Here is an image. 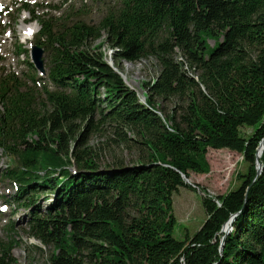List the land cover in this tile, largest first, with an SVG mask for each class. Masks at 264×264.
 <instances>
[{
    "label": "trees",
    "instance_id": "1",
    "mask_svg": "<svg viewBox=\"0 0 264 264\" xmlns=\"http://www.w3.org/2000/svg\"><path fill=\"white\" fill-rule=\"evenodd\" d=\"M64 1L31 19L45 77L0 73L2 177L31 237L52 247L48 264H264V0H92L104 7L96 25L71 5L56 17ZM150 57L159 71L141 103L118 73ZM103 126L109 144L138 149L134 163L101 172L88 142ZM208 149L240 154L247 171L227 195L204 194L202 227L177 240L172 194L209 172ZM16 245L0 243V264H15Z\"/></svg>",
    "mask_w": 264,
    "mask_h": 264
},
{
    "label": "rangeland",
    "instance_id": "2",
    "mask_svg": "<svg viewBox=\"0 0 264 264\" xmlns=\"http://www.w3.org/2000/svg\"><path fill=\"white\" fill-rule=\"evenodd\" d=\"M2 1L0 3V73L13 74L21 80H27L30 75H34L35 79L38 80L40 75L30 68L32 44L36 34L29 41H26L20 30L24 25L31 24L37 28L38 33L39 27L31 21L32 17L46 13L47 10H42L44 7L57 6L65 1ZM24 5L29 6L30 14L20 12ZM69 5L73 6L74 10H82L83 8L82 11H85L86 15L82 19L90 25H96L99 22L104 10L102 4L92 0H67L62 11L53 14L58 17ZM25 17H29V20L24 23L22 19ZM11 32L13 33L12 37L9 36ZM99 42H95L94 45H98ZM208 44L212 47L213 43L209 41ZM101 51H104L105 60L113 67L111 50L105 45ZM43 59L46 66L48 59L45 54ZM31 71L36 73H31ZM158 71L157 61L150 57L133 63L121 62L119 74L126 86L134 90L139 101L143 103V84L151 83L156 78ZM251 134L252 129L248 128H243L240 132V136L245 139ZM112 138H114L113 131L104 126L89 137L88 145L92 148L94 161L102 171L120 161L124 165H130L137 160L139 155L138 149L134 145L127 147L109 144V140ZM205 159L209 165V172L207 174L190 173V179L187 180L188 184H193V189L179 187L172 194V214L176 221L173 237L177 240H184L185 236L192 237L202 227L206 220L202 206L204 194L219 197L238 189L240 183L237 180V175L245 174L248 168L240 154L229 150L208 149ZM11 164V160L0 148V243L9 241L17 243L13 250L15 264H48V259L53 251L52 247H44L38 240L31 237L28 226L29 210L17 206V202L12 198L17 191L15 184L2 177ZM71 170L73 171L74 168ZM43 195H47L49 200L44 199ZM51 197L52 195L49 193L40 196L37 204L41 207V211L51 202ZM31 214L33 215V213ZM10 224L13 225V228L8 231L7 227ZM226 229L225 227L224 232Z\"/></svg>",
    "mask_w": 264,
    "mask_h": 264
},
{
    "label": "water",
    "instance_id": "3",
    "mask_svg": "<svg viewBox=\"0 0 264 264\" xmlns=\"http://www.w3.org/2000/svg\"><path fill=\"white\" fill-rule=\"evenodd\" d=\"M31 63L33 65V68L38 72V74L43 77L45 75V70H44V61H43V51L38 48V47H33L32 49V54H31ZM110 67H112L110 64H108ZM118 75H120L118 73ZM264 139L260 142L258 149H257V153H256V172L257 175L260 174L261 172V165L258 162L263 150H264V146H262ZM262 149L261 152L259 153V149ZM103 173V171H101ZM185 183H187V180L185 179ZM235 216H232L231 219L229 220V222L227 224H225L223 226V228L221 229L220 233L223 234V237L221 239L222 243L225 239V237L230 234V232L232 231V222L234 221ZM227 228L226 231L224 232L223 229ZM223 248V244H221V249Z\"/></svg>",
    "mask_w": 264,
    "mask_h": 264
},
{
    "label": "bare ground",
    "instance_id": "4",
    "mask_svg": "<svg viewBox=\"0 0 264 264\" xmlns=\"http://www.w3.org/2000/svg\"><path fill=\"white\" fill-rule=\"evenodd\" d=\"M3 1L0 0V3H2ZM27 20H29V17H25L24 19H22V21L25 23ZM20 33L22 34L23 38L26 40V41H29L31 39V37L35 34H37V28H35L33 25H24L22 30H20ZM13 35V33H9V36ZM12 37V36H11ZM262 146H264V141L262 143ZM261 148L259 149V153L261 152ZM225 229V228H224ZM223 229V231H224Z\"/></svg>",
    "mask_w": 264,
    "mask_h": 264
},
{
    "label": "built area",
    "instance_id": "5",
    "mask_svg": "<svg viewBox=\"0 0 264 264\" xmlns=\"http://www.w3.org/2000/svg\"><path fill=\"white\" fill-rule=\"evenodd\" d=\"M217 203V202H216ZM218 204V203H217Z\"/></svg>",
    "mask_w": 264,
    "mask_h": 264
}]
</instances>
